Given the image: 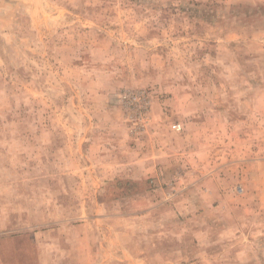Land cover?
I'll use <instances>...</instances> for the list:
<instances>
[{
	"label": "rangeland",
	"instance_id": "obj_1",
	"mask_svg": "<svg viewBox=\"0 0 264 264\" xmlns=\"http://www.w3.org/2000/svg\"><path fill=\"white\" fill-rule=\"evenodd\" d=\"M0 264H264V0H0Z\"/></svg>",
	"mask_w": 264,
	"mask_h": 264
},
{
	"label": "built area",
	"instance_id": "obj_2",
	"mask_svg": "<svg viewBox=\"0 0 264 264\" xmlns=\"http://www.w3.org/2000/svg\"><path fill=\"white\" fill-rule=\"evenodd\" d=\"M239 191H242V189L239 188Z\"/></svg>",
	"mask_w": 264,
	"mask_h": 264
},
{
	"label": "crops",
	"instance_id": "obj_3",
	"mask_svg": "<svg viewBox=\"0 0 264 264\" xmlns=\"http://www.w3.org/2000/svg\"><path fill=\"white\" fill-rule=\"evenodd\" d=\"M147 196H145V198H146Z\"/></svg>",
	"mask_w": 264,
	"mask_h": 264
}]
</instances>
